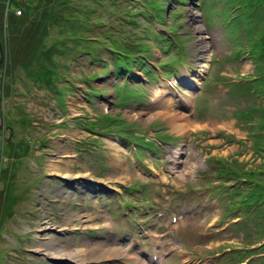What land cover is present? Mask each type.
Returning a JSON list of instances; mask_svg holds the SVG:
<instances>
[{
    "label": "rangeland",
    "instance_id": "374dc122",
    "mask_svg": "<svg viewBox=\"0 0 264 264\" xmlns=\"http://www.w3.org/2000/svg\"><path fill=\"white\" fill-rule=\"evenodd\" d=\"M198 3L0 0V264H264L258 220L208 195L238 183L221 165L264 172L262 99L231 88L254 64L219 16L237 2ZM45 220L82 260L35 247Z\"/></svg>",
    "mask_w": 264,
    "mask_h": 264
},
{
    "label": "trees",
    "instance_id": "16d2710c",
    "mask_svg": "<svg viewBox=\"0 0 264 264\" xmlns=\"http://www.w3.org/2000/svg\"><path fill=\"white\" fill-rule=\"evenodd\" d=\"M237 3L234 6L226 7L223 9L219 16H222L223 27L229 20L234 22V29L229 31L234 32L235 40L239 38L243 39V43L237 41L231 48V56L233 58H242L245 54L251 58L252 63L255 68V76H251L245 80H238L232 83V93L245 92V94H255L257 97L261 98V103L259 101V106L262 105L264 101V85L261 86L259 79L264 76V0H234ZM203 0H199V5H202ZM238 5H241L238 7ZM229 9H237L235 12L231 13ZM238 36H237V35ZM233 49V50H232ZM113 54L117 52L113 49H109ZM116 75L118 78L130 77L129 75H134L133 71H129L126 67H117ZM258 102V100H257ZM260 108V107H259ZM259 108L256 106V112ZM246 112L242 111L238 115L239 120L246 118ZM264 130V119L258 121L254 126L253 130L250 129V136L248 139L251 144L258 147V151L264 148V143L254 142L251 140L254 136L255 131ZM264 150V149H263ZM264 152V151H263ZM238 168H232L231 166H220L218 170L217 177L223 179H235L238 183L235 186H230L222 183L216 184L212 188L208 195L216 197V199L222 201L224 204L225 213L236 215V213H245L247 216H251L255 220H258L257 230L264 233V172L256 173L253 171L247 172V176H243ZM247 178V179H244ZM243 184H246L245 190ZM225 199V200H224ZM131 207L135 208V204H130ZM136 209V208H135ZM130 216L131 214L128 213ZM235 218V217H231ZM239 221L233 222L236 225ZM263 236V234H262ZM264 254V243L256 250ZM259 262L264 263V255L258 259Z\"/></svg>",
    "mask_w": 264,
    "mask_h": 264
},
{
    "label": "bare ground",
    "instance_id": "6f19581e",
    "mask_svg": "<svg viewBox=\"0 0 264 264\" xmlns=\"http://www.w3.org/2000/svg\"><path fill=\"white\" fill-rule=\"evenodd\" d=\"M197 29L199 31L203 30L201 27H198V26H197ZM202 42H205L206 45H208V43H209V42H207V40H206V38L204 36L202 37ZM207 47L208 46L203 47L202 51L204 52ZM139 114L140 113L136 112V111H129L128 112V116L132 117V118H137L139 116ZM150 119L151 118L149 117L146 120L150 121ZM169 121H170V123L172 125V130L175 131V132H180L181 130H183L184 127L185 128L187 127L185 123L179 124L177 122V117H175V115H170L169 116ZM200 129H201V127H200ZM48 170L50 171V173L51 172L56 173L57 172L56 171L57 170L56 164L53 163V167H52V164L50 163ZM87 175H89V174H87ZM63 176L65 178H67V175H63ZM70 177H77V176L73 175V176H70ZM43 222L39 224V228H40V230H43V232L45 231V233L41 236L42 238L38 242L40 244H36V246H35L36 248L41 247V245H42V247L46 246V249L43 248V249H40V250H43L44 253H46L47 255H49L51 257H54V258H66V259H71V260H82L83 259V257H84V251L83 250H75L74 252H66V251H63V250L55 249L56 243H52V240H50L49 236L47 235L48 234L47 232L50 231L51 226H50L48 221L45 220ZM43 224L46 225V226H43Z\"/></svg>",
    "mask_w": 264,
    "mask_h": 264
},
{
    "label": "water",
    "instance_id": "95a60500",
    "mask_svg": "<svg viewBox=\"0 0 264 264\" xmlns=\"http://www.w3.org/2000/svg\"><path fill=\"white\" fill-rule=\"evenodd\" d=\"M0 52H1V58H3V51L1 49V45H0ZM2 123L3 122H2L1 106H0V128L3 126Z\"/></svg>",
    "mask_w": 264,
    "mask_h": 264
}]
</instances>
